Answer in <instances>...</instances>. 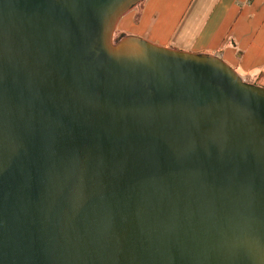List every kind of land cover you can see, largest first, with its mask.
Returning a JSON list of instances; mask_svg holds the SVG:
<instances>
[{
    "label": "water",
    "instance_id": "water-1",
    "mask_svg": "<svg viewBox=\"0 0 264 264\" xmlns=\"http://www.w3.org/2000/svg\"><path fill=\"white\" fill-rule=\"evenodd\" d=\"M144 1L0 0V264H264V89Z\"/></svg>",
    "mask_w": 264,
    "mask_h": 264
},
{
    "label": "crops",
    "instance_id": "crops-1",
    "mask_svg": "<svg viewBox=\"0 0 264 264\" xmlns=\"http://www.w3.org/2000/svg\"><path fill=\"white\" fill-rule=\"evenodd\" d=\"M116 29L161 48L217 58L264 89V0H145Z\"/></svg>",
    "mask_w": 264,
    "mask_h": 264
},
{
    "label": "rangeland",
    "instance_id": "rangeland-1",
    "mask_svg": "<svg viewBox=\"0 0 264 264\" xmlns=\"http://www.w3.org/2000/svg\"><path fill=\"white\" fill-rule=\"evenodd\" d=\"M122 35L120 34V32L116 29L115 33H114V40H117L118 38H120ZM243 81V80H242ZM246 83V82H245Z\"/></svg>",
    "mask_w": 264,
    "mask_h": 264
}]
</instances>
